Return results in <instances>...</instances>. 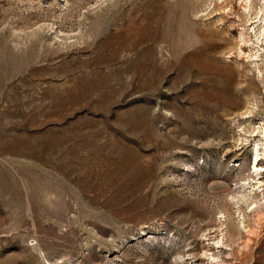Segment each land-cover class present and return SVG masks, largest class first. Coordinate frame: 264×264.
Masks as SVG:
<instances>
[{
	"label": "rangeland",
	"instance_id": "374dc122",
	"mask_svg": "<svg viewBox=\"0 0 264 264\" xmlns=\"http://www.w3.org/2000/svg\"><path fill=\"white\" fill-rule=\"evenodd\" d=\"M262 4L0 0V264H264Z\"/></svg>",
	"mask_w": 264,
	"mask_h": 264
},
{
	"label": "bare ground",
	"instance_id": "6f19581e",
	"mask_svg": "<svg viewBox=\"0 0 264 264\" xmlns=\"http://www.w3.org/2000/svg\"><path fill=\"white\" fill-rule=\"evenodd\" d=\"M262 6H263V8L262 9H264V0H263V4H262ZM262 11V10H261ZM264 11V10H263ZM264 16V15H263ZM264 21V20H263ZM261 30H262V32L264 31V28H261ZM264 32L261 34V32H260V34L259 35H261V36H263L264 37ZM260 36V37H261ZM263 129L264 128H262L261 129V136H260V140H263V143H262V145H263V148L261 149V151H259V149H258V147H257V143H255V144H253V147H252V155H251V159H250V162H249V168L253 171V172H255V175L258 177L259 176V174L261 173V171H262V168L261 167H259V164H258V162H259V160H261V159H264V139H262V133H263ZM262 142V141H261ZM250 184V183H249ZM248 188L251 190V192L253 191H255V190H258V189H261V188H264V181H261V180H259V179H257V180H255V182H254V184L252 185V186H248ZM246 192H241L240 194H239V196H236V197H238V201H243V202H246L247 200H248V194H245Z\"/></svg>",
	"mask_w": 264,
	"mask_h": 264
}]
</instances>
